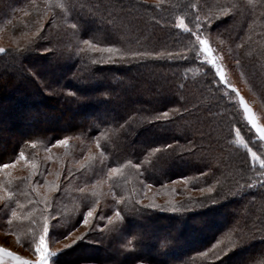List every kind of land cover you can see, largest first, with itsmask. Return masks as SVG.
<instances>
[{
    "label": "trees",
    "instance_id": "trees-1",
    "mask_svg": "<svg viewBox=\"0 0 264 264\" xmlns=\"http://www.w3.org/2000/svg\"><path fill=\"white\" fill-rule=\"evenodd\" d=\"M211 1L194 0L197 8H189L192 0H0V43L7 50L0 52V163L13 162L21 150L29 161L39 163L47 180L60 185L59 190L48 195L54 198L58 212L52 213L54 220L65 226L81 219L86 203L104 204L106 200L80 189L106 175L114 194L124 197V203L111 201L122 213L133 204L141 207L139 196L146 191L164 199L157 200L160 209L148 210L146 215L130 221L126 218L121 232L108 231L97 244L84 240L73 245L71 250L80 247L78 252L75 250V260L80 263H100L113 257L111 250L121 261L131 262L139 255L150 262L155 254L173 252L180 240L198 243L185 253L183 264H264V178L241 168L250 156L234 143V132L228 126L232 120L242 127L237 112L234 115L232 110L233 104L224 105L213 68L200 57L193 59L189 53L184 61L157 58V54L185 51L188 36L176 27L178 16L192 15L197 10L201 16L214 15L217 18L210 28L212 44L219 47L220 39L224 40L227 56L239 63L249 83L256 85L259 94L255 93L264 99V0H225L217 4ZM61 2L75 4L85 16L89 10L95 13L98 19L88 24L92 35H74L71 25L76 23L75 11L60 9ZM227 8L234 11L221 17L222 9ZM41 24L43 27L38 30ZM83 39H92L101 47L113 45L121 49V53L113 54L117 57L134 51L149 55L96 64L93 62L107 61L110 54L81 52L87 47ZM69 53H74L71 59ZM166 108L180 111L170 114V121H157L156 117ZM105 119L116 123H105ZM254 134L247 135V139H254ZM65 137L71 142L69 151L53 148L56 140ZM97 138L100 148L96 146ZM31 141L37 142L35 147ZM164 145L172 148L164 149ZM91 146L89 152L87 148ZM157 147L162 150L154 152ZM189 148L192 151H187ZM83 157L86 160L81 163ZM76 159L80 160L79 167ZM129 160L133 166L124 167L122 176L109 177L111 168L127 165ZM137 163L141 165L139 170L134 167ZM84 170L87 173H82ZM17 171L12 173L13 178L29 175L30 169L26 166ZM0 177V181L9 179L3 173ZM182 177L189 180L185 182ZM253 179L257 181L251 182ZM216 180L220 182L217 191L221 195H235L223 200L217 196L218 203L209 212L207 204L199 207L203 194L196 192ZM37 181L46 190L42 188L40 194L48 193L44 177H33L32 183ZM245 184L254 186L240 187ZM147 185L152 187L147 189ZM12 187L29 191L15 179ZM171 190L174 194L169 195ZM18 198L24 205L21 210L31 211L27 205L29 197ZM169 201L186 211H167ZM42 207L36 205L37 218ZM222 218L225 222H220ZM91 222L96 224L93 218ZM2 229L16 236H23L26 231L25 225ZM64 231L60 228L52 239L63 241L65 236L60 232ZM238 233L254 239L222 254L219 260L212 254L204 255L220 237L239 239ZM141 234L142 242L137 243L134 238ZM92 236L89 233L85 239ZM127 237L133 239L136 247L135 251L127 248L123 253ZM154 239H158L157 248L151 252L150 242ZM20 243L26 250H33ZM219 248L220 245L215 251L219 252Z\"/></svg>",
    "mask_w": 264,
    "mask_h": 264
},
{
    "label": "snow or ice",
    "instance_id": "snow-or-ice-1",
    "mask_svg": "<svg viewBox=\"0 0 264 264\" xmlns=\"http://www.w3.org/2000/svg\"><path fill=\"white\" fill-rule=\"evenodd\" d=\"M58 7L62 10L67 11L68 9H73L75 11L74 19L76 23L71 25L74 35L76 36H88L92 35L89 32L88 24L95 23L98 19L94 12L89 10L88 15H84L81 11L76 10V6L73 3H59ZM189 8H197L195 4L188 5ZM234 11L233 8L222 9L221 17L228 15L229 12ZM217 17L214 15H204L201 16L200 12L197 10L193 12L191 17L186 15H180L177 17L176 27L183 30V33L188 36V43L185 45V51L183 52H175V53H161L157 54V58L164 57L170 60H187L188 54L190 53L192 58L202 57L203 62L206 65H210L215 70V75L218 78V82L222 83L226 86L227 89L235 92L236 97L238 98L239 104L243 108L244 117L246 123L250 126L251 129H254L255 133L259 135L260 141H264V125H261L257 121V117L253 112V109L249 106V104L245 101L244 97L240 95L238 89L227 79L226 72L224 67L222 66V57L218 56L215 53V50L211 46L210 43V28L212 23ZM55 19V16H53ZM187 20V22H186ZM191 23V27L189 24ZM43 25H38L39 28H42ZM50 29H53V26L50 24ZM83 44L86 49H81V52L85 50L93 52V53H109V58L107 61L101 59L100 61H94L93 63H114L117 60L124 61L128 59H139L141 57H147L149 54L146 52H131V53H122L118 57L113 54L121 53V49L109 45L106 47H101L100 43H93L92 39H83ZM6 49L0 47V52H5ZM47 51V50H46ZM74 53H69V59L72 58ZM214 87H217V84H213ZM227 98V97H222ZM180 109L178 108H166L162 111L159 116L156 117L157 121H170V114L175 115L179 113ZM187 113V109L184 110ZM105 123H116L114 120L105 119ZM153 123L155 121H152ZM103 135V133H100ZM68 138H62L56 140L55 143L58 145H67ZM36 141H31L30 144L32 147H35ZM236 145L242 146L246 150V155L250 156V160L245 159L241 168L243 172H252L253 175L258 177H264V151H261L260 154L257 151H254L249 146V141L241 135L240 128L235 129V141ZM97 148H100V140L97 138L96 140ZM172 145H164V149H170ZM162 149L157 147L154 149V152H159ZM187 151H192L191 148L187 149ZM151 154V153H149ZM100 155H103V150ZM50 159V157H49ZM21 161H24L25 164L29 167L30 172L29 175L23 177H12V169L16 167ZM259 166L258 169L256 166ZM127 166H133L132 161L129 160L127 165H121L120 167H113L109 172V177L122 176V169ZM136 170L141 168L139 163L134 165ZM243 172L241 175L243 176ZM0 173L9 177L8 180L0 181V227H7L9 229L18 228L20 225H25L26 231L23 236L17 235L16 239L18 242H23L30 247L33 248L36 253L35 259H23L16 252L11 251L10 249L0 246V264H13V262H19V264H51L53 260L57 261L59 264V256L66 249H70L73 245H76L78 242L84 241L86 236L93 230H95L96 226L92 224L91 220L96 211V203L87 204L85 207L87 208L86 213L82 214L80 220L75 223L67 224L66 226L62 224L60 221L54 220L52 213L56 211L53 205V197L50 195H41L39 192V183H32L33 177L39 175L44 177V183L47 185L48 193H52L53 191L59 190L60 185L57 181H48L44 171H41V166L35 160L29 161L26 153L21 150L18 153V157L11 163H0ZM69 175H71V170H69ZM200 175H205V173H201ZM59 173H57V177ZM17 180L21 183L25 184V188L29 189L27 192H20L18 190L13 189V180ZM185 182L189 180V177H182ZM191 179H196L193 177ZM219 180L214 181L212 185L207 186L206 188H199V191L203 194V199L199 203V207L203 208L205 204H207V210L209 212L213 211V206H215L218 201L216 199L217 196L220 197L221 200L226 196L235 195L232 192H227L221 195L220 192L217 191V185L219 184ZM264 184V181H261ZM254 185H241V188L244 187H253ZM147 189H150L152 186L147 185ZM18 188V185H17ZM82 193L84 189L80 190ZM215 193V196L213 195ZM20 195L28 196L27 205L31 206V211H22L24 205L21 204L20 199L18 198ZM35 195L38 198L33 200L31 197ZM191 199V197H190ZM118 203H124V197H118ZM141 204V207H137L136 204L129 206L125 213H122L119 207L116 208L114 212V216H109L107 218V223L112 225L113 228L117 231V233L121 232L124 228L126 218L130 221L133 217L143 216L147 214L148 210L160 209L161 206L157 204L154 200L146 205L142 204V201L138 202ZM196 203V201H193ZM43 205L42 209H40L39 218H37L34 213L37 211L36 205ZM167 211L171 213H182L186 211L182 206H177L175 201H169L167 205ZM115 221V223H114ZM82 224L85 226V231L80 233L79 235H74V238L70 240L69 243L64 244L63 248H57L52 250L50 247V242H58L55 239L57 232L60 228H65L64 232H60V235H64L67 238V233L72 232L73 229H77V224ZM11 234V233H10ZM171 236V233H169ZM239 239H229L228 243L219 248V252L215 250L219 245L224 244L223 240H218L216 244L212 245V248L209 249L208 253L204 255L207 256L212 254L215 259L219 260L222 258V254H226L228 251L235 250L238 246L243 247L245 244L249 242L250 239H254L253 236H244L242 233H238ZM137 243L142 242V234L134 238ZM132 244V242H129ZM135 244H132V250L135 251ZM133 264H144V258L142 256L137 255Z\"/></svg>",
    "mask_w": 264,
    "mask_h": 264
},
{
    "label": "rangeland",
    "instance_id": "rangeland-1",
    "mask_svg": "<svg viewBox=\"0 0 264 264\" xmlns=\"http://www.w3.org/2000/svg\"><path fill=\"white\" fill-rule=\"evenodd\" d=\"M203 1L205 3L208 0L207 1L203 0ZM192 2H193L192 4H196L194 2V0H192ZM211 2L217 4L219 2H225V0H212ZM187 16L191 17V15H187ZM186 22H187V20H186ZM191 26L192 25L190 23L189 27H191ZM210 43H211V46L213 47V49L215 50L214 54L222 57L221 63L225 69L227 79L235 86L236 89H238L240 95L244 97L245 101L253 109V112L257 117L258 123H260L261 125H264V99H262L261 96L258 95L259 93L256 90L257 88L256 87L254 88V86H256V85L254 84V82L249 83V81H248L249 78H247V76L243 75V73L240 70V67L238 65L239 63L234 61V59H231L230 57H228L229 56V54H228L229 50H228V46L224 44V40L220 39L219 47L217 45L216 46L213 45L212 44L213 41H211V40H210ZM0 47L4 48V46L1 43H0ZM227 54H228V56H227ZM200 59L203 62V58L200 57ZM199 66H200V68H202L201 65H199ZM210 67H212V66H210ZM213 71H214V75H215L214 68H213ZM204 72H205V70H203V73ZM215 77H216V75H215ZM216 79H217L216 82L219 83L221 86V93H222L223 97H227L226 99L224 98V105L226 107H229V106H227V104L228 105H229V103L233 104L234 109L232 107L231 108L234 112V115H236V112H237V115L240 119L239 121L242 124V127H240L239 124H236V123L234 124V122H232V120H230L228 122V126H230L229 128H232L234 135H235V129L240 128L241 135H243L244 138L249 141V146L254 151H257L258 154H260L261 151H264V141H260L259 135L256 134L254 129H251L250 126L246 123L244 113H243V108L239 104V101H238V98L236 97L235 92L227 89L226 86H224L222 83L218 82L217 77H216ZM210 86H211V84H208V87H210ZM255 92H257L258 94H256ZM59 108H60L59 110L63 109L62 106H60ZM69 115H71V114H69ZM252 132L255 133L254 134L255 138L252 139L250 137L247 139L246 136L250 135ZM68 141L69 142L67 145H58V144L54 143L53 148L67 152L71 149L70 139H68ZM92 148H93V146L88 147L87 149L90 152V150H92ZM77 159H79V158H77ZM77 159L75 160V165H76V167H79V161L80 160H77ZM83 159L86 160V158L83 157L81 159V163H83ZM26 166L27 165L25 164V162L21 161L19 164L16 165V167L14 169H12V173L15 175L16 174V172H14L15 170L16 171L20 170L21 168L26 167ZM19 173H22V171H19L18 174ZM82 173H87V172H86V170H84V171H82ZM89 173H91V172H89ZM89 178H91V180H92V176H90ZM262 178H264V177H262ZM95 180H94L93 184L86 185L82 189H84V191H88L87 195L88 194H94L96 197L102 198L106 201L104 202V204L103 203L100 204L99 202H96V211H95L94 216H93L94 221H96V224H95L96 228H95V230L90 232V234L93 235L92 237H90L91 239H88V240L85 239L88 244H95V243L97 244V241H99V238L101 236L103 237L108 231L110 232V231L115 230V229H113V226H112V228H109L110 226L107 223V218L109 216H114V212H115L116 208L118 207V206H114L111 204V201H113L114 199L118 201L119 196L115 195L114 192L112 191L111 185H110L109 180H108V176L106 175L104 178L95 179ZM253 181L256 182L257 179L251 180V182H253ZM174 184L177 185V183H174ZM173 187H175V185H173ZM42 188H43V191L45 190L43 186H39V191H41ZM174 191L177 192V188H175ZM194 191H196V190H194ZM196 193H201V192L198 191ZM48 194H50V193H46L45 195H48ZM171 194H174L173 190L170 191L169 195H171ZM239 197H240V195L237 197V199ZM139 198L143 202H148V201L154 200V201H156L157 204H159L157 202V200L158 201L164 200L163 196H156V194H154L151 191L150 192L146 191V193H141V196H139ZM125 210L127 211V208H125ZM86 211H84V213H86ZM121 211L123 212V210H121ZM57 213L58 212H55V214H57ZM226 219H227V217H226ZM220 220H221L220 222H223L225 220V218H222ZM77 229H78V231L75 230L67 238L63 239V241L55 243L53 245L50 244V247L52 248V250H55L57 248H63V245L69 243L70 240L74 238V235H79L80 233L84 232L85 226H83L81 224L80 227ZM113 232L117 233L116 230ZM73 233H74V235H73ZM126 236H128V235H126ZM228 239H229L228 235H224V236L219 238V240L224 241V244H221L220 248L224 247L228 243ZM157 241H158V239H154L150 242L151 245H150L149 251L153 252L154 250H156ZM177 241H179L180 243L178 242V244L175 245V247H174L175 250L173 252L168 253V254H164L163 256H157V254H155L154 261L149 262V261L144 260V264H172L174 262H177V264H183V263H181V261L184 260L183 258H184L185 253L191 247H195V245H197L198 243H195V242L186 243V242H184V241L182 242L180 240H177ZM129 242H133V239H129L127 237V239H125V244L123 242V244H124V246L122 247V249L124 250L123 253L125 251H127V248L132 250V244H130ZM0 246L6 247V248L10 249L11 251L16 252L23 259H35L36 258V253L34 252V250H32V251L26 250L23 247V245L17 241L16 235L10 234L9 231L5 230V229L0 230ZM79 248L75 249L76 252H78V250H80ZM75 250H73V249L71 250V248L66 249L62 254H60L59 261L62 260L61 261L62 264L63 263L64 264H133L132 260H131V262H128V261L126 262L125 260H123V261L119 260V258L114 256V254H116L114 250L109 251V253H111L113 257L108 256L104 259V261H102L100 263L99 262H83V263H80L77 259L75 260V256H76ZM96 251H101V250L98 249ZM96 251H94V252H96ZM70 252H71L70 255H66V257H64L65 254L70 253ZM86 253L88 255H91L90 252H86ZM121 255H123V254H121ZM118 260H119V262H118ZM155 261H158V262L155 263ZM13 264H19V262H13ZM51 264H57V263L55 260H53L51 262Z\"/></svg>",
    "mask_w": 264,
    "mask_h": 264
}]
</instances>
